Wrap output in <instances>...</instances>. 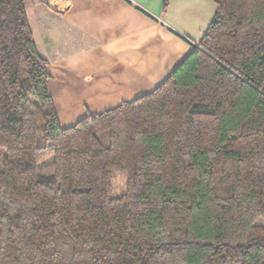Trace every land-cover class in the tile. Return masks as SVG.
Returning <instances> with one entry per match:
<instances>
[{
	"label": "trees",
	"instance_id": "trees-1",
	"mask_svg": "<svg viewBox=\"0 0 264 264\" xmlns=\"http://www.w3.org/2000/svg\"><path fill=\"white\" fill-rule=\"evenodd\" d=\"M32 1L0 0V264H264V0H212L159 85L66 127Z\"/></svg>",
	"mask_w": 264,
	"mask_h": 264
},
{
	"label": "crops",
	"instance_id": "crops-1",
	"mask_svg": "<svg viewBox=\"0 0 264 264\" xmlns=\"http://www.w3.org/2000/svg\"><path fill=\"white\" fill-rule=\"evenodd\" d=\"M162 3L26 4L37 50L48 61L49 91L63 127L152 91L202 38L216 8L212 0H170L163 13Z\"/></svg>",
	"mask_w": 264,
	"mask_h": 264
},
{
	"label": "rangeland",
	"instance_id": "rangeland-1",
	"mask_svg": "<svg viewBox=\"0 0 264 264\" xmlns=\"http://www.w3.org/2000/svg\"><path fill=\"white\" fill-rule=\"evenodd\" d=\"M59 107V114H60V106ZM115 107V106H114ZM112 108V106H111ZM77 120H72L69 122L70 124L75 123ZM63 125H68V122H62ZM37 171L41 174H51L53 172L52 166V156H49L38 163ZM125 182H126V175L123 169H115L111 172V188L109 190V196L111 197H118L122 195L125 191ZM264 223V218H261L257 221V223Z\"/></svg>",
	"mask_w": 264,
	"mask_h": 264
}]
</instances>
